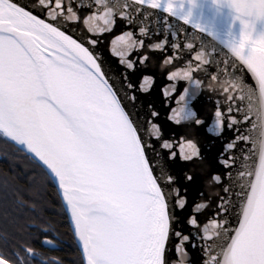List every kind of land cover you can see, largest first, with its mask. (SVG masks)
<instances>
[{"label":"snow or ice","instance_id":"snow-or-ice-1","mask_svg":"<svg viewBox=\"0 0 264 264\" xmlns=\"http://www.w3.org/2000/svg\"><path fill=\"white\" fill-rule=\"evenodd\" d=\"M133 3L161 9L184 24L191 23L192 10L197 6L196 0L177 4L173 0H133ZM213 3H226L236 13L234 19L241 24L239 41L227 42L223 47L251 74L255 88L239 79L234 84L240 90L239 99L248 102L246 113L244 109L237 111L243 114L244 122L251 120V127L245 129L247 134L237 128L239 136L226 145V150L233 149L236 141L251 145V155H244L245 170L238 173L241 189L237 193L238 227L230 233L224 226L226 221L213 220L209 222L213 229L209 233L208 225L205 226L204 238L216 237L218 242L214 245L215 254L208 255L204 264H264V36L252 38L255 23L264 21V0H213ZM95 4L101 12L90 16L91 20L99 19L111 26L116 15L129 23L134 18L127 2L95 0ZM185 4L187 12H183ZM56 7H60L59 2ZM134 11L139 13L140 9ZM193 27L202 33L206 31L199 24ZM95 30V24L89 27V31ZM140 33L147 35L144 27ZM117 41L128 50L135 49L138 43L143 45V40L138 42L132 32H125L113 43ZM88 43L94 45L96 41ZM172 47L178 48L176 44ZM186 47L190 50L193 44ZM154 48L163 50L164 42ZM120 55L123 57L125 53ZM178 56L177 51L166 59L171 63ZM147 59L146 55L141 57L140 63ZM192 59L201 64L208 62L203 50L193 54ZM121 63L134 67L124 59ZM192 71L191 66L177 69L167 77L169 81L179 79L189 84L184 89L185 95L180 97L184 106L169 117L177 124L195 119L188 104L198 95L201 83ZM144 82L150 83V78L145 77ZM190 88L194 89L191 93ZM215 116V134L219 135L223 130L222 112L217 110ZM236 123L232 119L228 127ZM0 138L18 146L36 169L28 177V191L33 196L39 198L44 186L57 192L74 226L84 264H168L166 246L175 218L170 210V194H166L154 175L138 128L122 107L103 64L88 47L12 0H0ZM188 147L190 154L182 155V159L199 156L195 144L189 141ZM232 160L229 156L222 162L231 167ZM172 179L169 175L168 180ZM213 179L220 182L219 176ZM2 184L5 200L11 197L20 207L25 204L36 207L34 201L24 200L20 188L9 185L7 180ZM177 204L183 208L185 202L181 199ZM189 223L196 226L198 222L193 218ZM176 236L181 233L176 232ZM188 239L183 237L184 241ZM27 251L34 254L31 248ZM176 251L180 253L181 246ZM0 264L14 262L0 253Z\"/></svg>","mask_w":264,"mask_h":264},{"label":"water","instance_id":"water-1","mask_svg":"<svg viewBox=\"0 0 264 264\" xmlns=\"http://www.w3.org/2000/svg\"><path fill=\"white\" fill-rule=\"evenodd\" d=\"M12 2L46 23L57 26L98 57L122 107L138 128V136L145 146L154 175L159 178L166 194H170V210L174 211L175 218L166 246L168 264H180L181 261L183 264H204L208 255L215 254L214 245L218 242L216 237L212 240L204 238L205 226L208 225L209 233L213 231L209 223L213 220L226 221L224 226L230 233L238 227L240 198L237 193L241 191L238 173L245 170L244 155H251V145L244 141H236L233 149L226 150V145L239 136L237 128L247 134L245 129L251 127V120L244 122L243 114L237 111L244 109L246 113L248 102L246 99H239L241 93L234 84L239 79L241 83L255 88V82L247 69L235 61L223 47L227 42H238L240 35L217 19L207 21L192 15L191 23L184 24L182 20L161 9L135 5L133 0H120L121 3L131 5L134 16L132 22L116 15L111 26L99 19H89L101 12L95 0H44L43 4L40 0ZM57 2L60 4L59 8L56 7ZM181 2L182 0H173L174 4ZM196 3L210 5L236 16L226 3L215 4L213 0H196ZM136 8L140 9L139 13H135ZM53 15L55 19L50 18ZM86 20L88 23H85ZM256 23L264 32V21ZM93 24L96 30L89 31ZM196 24L206 31L202 33L194 28L193 25ZM141 27L146 29L147 35L140 33ZM101 29L105 30L100 31ZM125 32H132L133 38L138 42L143 40V45L138 43L135 49L128 50L119 41L114 44L113 41ZM89 40H95L96 43L90 44ZM161 42H164L163 50L155 49L154 45ZM189 43L193 44L190 50L186 47ZM173 44L178 48L173 49ZM201 50L207 63L201 64L192 59L193 54ZM177 51L179 56L169 63L166 57ZM120 53L125 55L122 57ZM145 55L148 59L141 64L140 58ZM122 59L132 62L134 67L128 68L127 63H121ZM190 66L193 68V77L201 83L198 95L188 104L195 113V119L177 124L169 117L175 115L174 110L184 106L185 101L180 97L185 95L184 89L189 88V84L179 79L169 81L167 77L172 71ZM145 77L150 78V83L144 82ZM142 84L144 90H141ZM193 90L190 88L189 92ZM229 108L232 109L231 112L228 111ZM217 110L222 112L223 117V130L219 135L215 134L214 128ZM232 119L238 123L229 128ZM195 120L200 123L197 124ZM189 141L199 149V156L185 160L181 157L190 154ZM229 156L233 157L231 167H225L222 161ZM161 170L164 175H161ZM169 175L173 178L171 182L168 180ZM188 176L192 179L188 180ZM215 176L220 177L219 183L213 179ZM181 199L185 202L183 208L177 204ZM200 205L203 207H198ZM66 215L83 260L81 246L70 217L67 213ZM193 218L198 222L196 226L189 223ZM176 232H180L181 236H176ZM184 236L189 239L184 241ZM178 245L182 248L180 253L176 251ZM206 248L211 251L206 252Z\"/></svg>","mask_w":264,"mask_h":264},{"label":"trees","instance_id":"trees-1","mask_svg":"<svg viewBox=\"0 0 264 264\" xmlns=\"http://www.w3.org/2000/svg\"><path fill=\"white\" fill-rule=\"evenodd\" d=\"M36 169L22 154L18 146L10 141L0 138V233L7 236L10 250L20 248L19 242L26 244L30 235L27 233L28 225L36 224L48 230H54L67 241L60 256H67L70 260L81 261V254L75 242L70 224L57 192L50 186H44L39 198L28 191V177L35 174ZM7 180L9 185L18 187L23 192L25 201H34L35 208L25 204L18 206L9 197L5 200L2 182ZM12 237V240H10Z\"/></svg>","mask_w":264,"mask_h":264},{"label":"flooded vegetation","instance_id":"flooded-vegetation-1","mask_svg":"<svg viewBox=\"0 0 264 264\" xmlns=\"http://www.w3.org/2000/svg\"><path fill=\"white\" fill-rule=\"evenodd\" d=\"M28 228L26 230L30 235L28 242L22 244L23 242L20 241V248L13 250L7 247L11 241L8 240L6 235L0 233V253L8 257L14 264H21V261L23 264H84L82 259L80 263L77 259L75 262L67 256H60L63 247L68 246V243L54 230L44 229L32 223L28 225ZM10 240H12V237H10ZM47 240H51L52 243H46ZM28 248L33 249V255L28 253Z\"/></svg>","mask_w":264,"mask_h":264},{"label":"bare ground","instance_id":"bare-ground-1","mask_svg":"<svg viewBox=\"0 0 264 264\" xmlns=\"http://www.w3.org/2000/svg\"><path fill=\"white\" fill-rule=\"evenodd\" d=\"M197 6L192 10V15L195 17H199L201 19L212 21V19H217L219 21L225 22L228 27L235 32L236 34L240 35L241 33V24L239 20L234 19V15H231L227 12L219 10L213 6L196 3ZM188 5L185 4L183 7V12H187ZM255 23L253 31H252V38L256 39L260 36H264V32L258 28V25ZM13 143V142H12ZM14 144V143H13ZM73 229L74 226L72 225Z\"/></svg>","mask_w":264,"mask_h":264},{"label":"rangeland","instance_id":"rangeland-1","mask_svg":"<svg viewBox=\"0 0 264 264\" xmlns=\"http://www.w3.org/2000/svg\"><path fill=\"white\" fill-rule=\"evenodd\" d=\"M75 239V238H74ZM76 242V241H75ZM81 259H82V256H81Z\"/></svg>","mask_w":264,"mask_h":264}]
</instances>
